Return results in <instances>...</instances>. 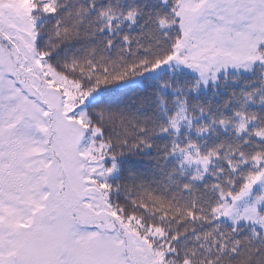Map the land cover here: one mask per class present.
I'll list each match as a JSON object with an SVG mask.
<instances>
[{"label":"snow or ice","instance_id":"obj_1","mask_svg":"<svg viewBox=\"0 0 264 264\" xmlns=\"http://www.w3.org/2000/svg\"><path fill=\"white\" fill-rule=\"evenodd\" d=\"M0 264H264V0H0Z\"/></svg>","mask_w":264,"mask_h":264}]
</instances>
